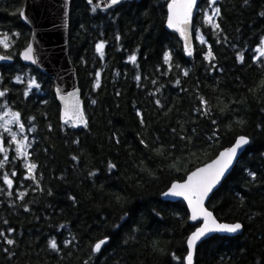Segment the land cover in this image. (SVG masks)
<instances>
[{
  "label": "trees",
  "instance_id": "obj_1",
  "mask_svg": "<svg viewBox=\"0 0 264 264\" xmlns=\"http://www.w3.org/2000/svg\"><path fill=\"white\" fill-rule=\"evenodd\" d=\"M24 1L0 0V54L11 59L0 63V114H19V123L0 127V264H185L200 222L189 221L182 200L161 195L239 136L249 144L207 208L243 231L203 241L194 264H264V56L256 51L264 0H215L211 8L202 0L192 56L165 28L170 0H124L109 11L73 0L69 56L87 120L77 128L60 121L53 79L19 58L31 34ZM214 8L218 29L205 17ZM209 50L215 59H205ZM21 142L26 155L17 152Z\"/></svg>",
  "mask_w": 264,
  "mask_h": 264
},
{
  "label": "water",
  "instance_id": "obj_2",
  "mask_svg": "<svg viewBox=\"0 0 264 264\" xmlns=\"http://www.w3.org/2000/svg\"><path fill=\"white\" fill-rule=\"evenodd\" d=\"M73 0H25L20 11L21 21L30 29V39L29 43L24 48L20 54V60L25 64H30L36 66L38 69L46 72L52 79L54 84V93L57 99V102L60 105V121L64 123V113L67 110L69 113V123L72 124L74 128L79 126L84 127L85 123H81L75 119L73 112L76 109L83 114V120L87 122L84 110V102L81 96V90L79 87L78 74L75 66L73 65L70 56H69V27H70V8ZM88 5L93 6L98 11H109L112 8L118 6L111 5V0H93L92 3H89V0H85ZM124 0H121V3ZM134 1V0H128ZM202 0H196L195 5L193 6L192 15L190 18V23L188 25H180L181 28L185 29V34L181 35V32L177 28L168 27V16H169V4L173 3L171 0L167 5V18L165 22V28L169 32H174L182 44L183 52L186 56H192L195 53V45L193 38V22L195 14L198 10ZM181 0H177V3ZM23 13V14H21ZM189 47L192 54L188 55L185 51V48ZM31 47V59H25L24 55L27 49ZM0 56H4L0 54ZM6 57V56H4ZM35 61V62H33ZM11 62L10 58L0 59V63H9ZM241 137V136H239ZM246 137V136H243ZM248 138V137H247ZM249 139V138H248ZM237 140V139H236ZM236 140L230 146L220 150L218 154L210 161L202 164L191 172L187 174L184 180L173 182L170 187L164 192L167 193L171 186L175 184H182L188 180V177L196 172L198 169L205 168L207 165L212 164L219 156L221 152H224L234 146ZM250 141V140H249ZM249 144V143H248ZM247 144V145H248ZM247 145H245L241 150H238L236 157L233 158L232 164L229 166L225 174L220 178L219 182L213 187L212 191L209 193L208 197L204 199V208L212 213L213 218L218 224H235L239 222H220L214 215V213L207 208V202L212 196V194L220 187L222 182L226 177L231 173L238 160L244 153ZM163 193V194H164ZM161 195L164 200L176 202L182 200L188 209L189 221L200 222V224L191 232L189 236L196 231L197 228L203 225V218L200 217L197 220L193 221L191 219L192 210L189 207L188 201L182 196H165ZM241 224V223H240ZM242 225V224H241ZM243 231V226L241 230L236 233H227V232H211L197 242V245L193 253V264L196 254L197 247L209 237L218 234L222 236H237ZM186 240V245H187ZM188 253V246H187ZM187 256V255H186ZM186 258V257H185ZM185 264L187 261L185 259Z\"/></svg>",
  "mask_w": 264,
  "mask_h": 264
},
{
  "label": "snow or ice",
  "instance_id": "obj_3",
  "mask_svg": "<svg viewBox=\"0 0 264 264\" xmlns=\"http://www.w3.org/2000/svg\"><path fill=\"white\" fill-rule=\"evenodd\" d=\"M93 0H89V3H92ZM247 0H245V3ZM121 3V0H111V5H116ZM196 0H181V2L177 3V0H173V3L169 4V16H168V27L170 28H177L181 35L185 34V29L181 28L180 25H188L190 23V18L192 15L193 6L195 5ZM215 3V0H210L209 7H212V4ZM96 8H93V11H95ZM23 14V13H21ZM219 15V9L214 8L212 9V15L205 14L206 22L212 23V27L214 29H218L219 25L213 23V16ZM200 42L204 43L203 37H199ZM7 37H5V40ZM0 44H3L5 47H7V44L4 40H0ZM103 43H99L96 45V51L103 57ZM31 47H29L24 55L25 59H31ZM185 51L188 55H191V49L186 46ZM256 51L259 53L260 56H264V37L261 38L260 45L257 46ZM7 57L0 56V59H6ZM238 60L243 61V55L238 54ZM171 57L168 53H165L164 56V62L168 63L170 61ZM205 59L213 60L215 59L212 56L211 50L207 53L205 56ZM129 61L132 63L136 62V56L135 54L131 55L129 57ZM35 62V61H33ZM187 75V72L184 73ZM137 80L140 79L139 76L136 77ZM34 83V82H33ZM155 83V81H153ZM179 83V81H177ZM38 86V85H37ZM96 87H99V73H97V80H96ZM32 85H29V88H31ZM27 94V93H26ZM4 92L0 91V96H3ZM201 104H206L207 102L203 99V97L200 98ZM95 103V101H93ZM159 105V101L156 102ZM7 115V113L5 114ZM139 115V113H138ZM11 116L13 120L17 123H19V114L18 113H11ZM73 116L76 120H78L81 123H85L86 121L83 120V114L79 111V109H76L73 112ZM64 123L68 124L71 117H69V113L66 110L64 113ZM143 123V121H141ZM215 123V121H213ZM74 126V125H73ZM21 131H23V125L20 126ZM5 131H10L9 129L5 128ZM13 141H15L16 137L15 134L12 136ZM141 143H144L141 141ZM249 143V139L247 137H238L234 146L229 148L228 150L221 152L220 156L213 161L212 164L207 165L205 168L198 169L196 172H193L189 177L188 180L185 183L182 184H173L169 191L167 193H164L165 196H182L185 200L188 201L189 207L192 210L191 219L193 221L197 220L198 218H203V225L196 229L194 233H192L188 240H187V246H188V253L186 256L187 264H193V253L194 249L197 245V242L200 241L202 238L206 237L207 234L211 232H227V233H236L239 230H241L242 225L240 223L235 224H218L216 220L213 218L212 213L207 211L204 208V199L208 197L209 193L212 191L213 187L219 182L220 178L225 174L229 166L232 164L233 158L236 157L238 150H241L245 145ZM24 147L23 143L21 142L20 145L17 147V152L21 155H26V153L21 152V149ZM0 151H3L2 148H0ZM7 159V157H5ZM75 159V157H73ZM3 166V162H0V167ZM115 165L109 163V168H114ZM27 168L29 170V176L26 178L35 179L31 173L36 168L35 164L27 165ZM12 176H15L16 173H11ZM250 175H253L250 173ZM4 182L8 185L9 189L12 187V181L9 179L8 174H5ZM11 194V193H9ZM24 196V193H20V198L22 199ZM27 210V209H25ZM11 231V230H9ZM4 233L0 232V236H3ZM107 242V238L104 240H101L97 242L93 246V252H99L101 250V246ZM7 243L11 245L13 243L12 240H7ZM49 247L53 250L57 249V243L56 241L50 240L49 241Z\"/></svg>",
  "mask_w": 264,
  "mask_h": 264
},
{
  "label": "rangeland",
  "instance_id": "obj_4",
  "mask_svg": "<svg viewBox=\"0 0 264 264\" xmlns=\"http://www.w3.org/2000/svg\"><path fill=\"white\" fill-rule=\"evenodd\" d=\"M7 113V115H5ZM0 119H4V121L0 122V127H4V122L5 124L7 122H11V119H12V116L9 112H5V113H2L0 114ZM0 145H1V140H0Z\"/></svg>",
  "mask_w": 264,
  "mask_h": 264
},
{
  "label": "bare ground",
  "instance_id": "obj_5",
  "mask_svg": "<svg viewBox=\"0 0 264 264\" xmlns=\"http://www.w3.org/2000/svg\"><path fill=\"white\" fill-rule=\"evenodd\" d=\"M239 161V160H238Z\"/></svg>",
  "mask_w": 264,
  "mask_h": 264
}]
</instances>
